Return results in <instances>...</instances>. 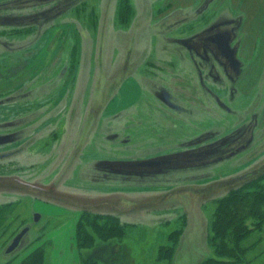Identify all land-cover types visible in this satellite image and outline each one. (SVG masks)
I'll use <instances>...</instances> for the list:
<instances>
[{
	"label": "rangeland",
	"instance_id": "rangeland-1",
	"mask_svg": "<svg viewBox=\"0 0 264 264\" xmlns=\"http://www.w3.org/2000/svg\"><path fill=\"white\" fill-rule=\"evenodd\" d=\"M119 2L7 6L44 32L0 39V264L39 247L49 264H199L217 200L264 173V0H125L127 25ZM84 210L128 233L80 248ZM249 238L240 264H264V226Z\"/></svg>",
	"mask_w": 264,
	"mask_h": 264
},
{
	"label": "trees",
	"instance_id": "trees-1",
	"mask_svg": "<svg viewBox=\"0 0 264 264\" xmlns=\"http://www.w3.org/2000/svg\"><path fill=\"white\" fill-rule=\"evenodd\" d=\"M15 1L17 0H0L1 41L5 36L26 39L44 32V30H39L41 23L36 22L35 16L30 18L27 14H20L17 10L7 7L16 4ZM36 2L41 4L42 1ZM26 5L22 6L24 10L28 9L25 7ZM118 6V19L123 25H127L133 14L131 5L127 4L125 0H120ZM11 60L12 58H9V64L1 66L0 70L11 67ZM13 208L14 205L10 204L2 210L5 213L12 212ZM185 217H179L177 220L180 222L179 227L169 233L173 245L161 246L162 253H172L175 241L182 233ZM210 225L208 244L212 255L199 264L243 263L246 255L254 246L249 237L254 232L263 230L264 226V173L229 190L227 194L218 199ZM77 227L80 248H89L98 239L123 238L128 233V225L121 223L120 216L116 213L84 210ZM15 234L17 235L18 232ZM15 236H12L11 239ZM45 255L43 247L36 248L19 264H48L45 261Z\"/></svg>",
	"mask_w": 264,
	"mask_h": 264
},
{
	"label": "water",
	"instance_id": "water-1",
	"mask_svg": "<svg viewBox=\"0 0 264 264\" xmlns=\"http://www.w3.org/2000/svg\"><path fill=\"white\" fill-rule=\"evenodd\" d=\"M30 231V227H25L23 228L11 241V243L7 246L5 252L7 254H11L14 251H16L19 246L22 243V240L24 239V237L29 233Z\"/></svg>",
	"mask_w": 264,
	"mask_h": 264
},
{
	"label": "crops",
	"instance_id": "crops-1",
	"mask_svg": "<svg viewBox=\"0 0 264 264\" xmlns=\"http://www.w3.org/2000/svg\"><path fill=\"white\" fill-rule=\"evenodd\" d=\"M178 1H180V0H178ZM254 1H255V0H247V2H248L249 5L253 4ZM254 4H255V6H256L258 3L255 2ZM25 239H26V238H25ZM48 264H49V263H48Z\"/></svg>",
	"mask_w": 264,
	"mask_h": 264
}]
</instances>
